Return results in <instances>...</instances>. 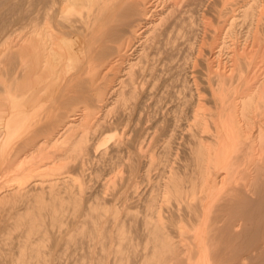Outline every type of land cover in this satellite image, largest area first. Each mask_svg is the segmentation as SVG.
<instances>
[{
  "label": "bare ground",
  "instance_id": "obj_1",
  "mask_svg": "<svg viewBox=\"0 0 264 264\" xmlns=\"http://www.w3.org/2000/svg\"><path fill=\"white\" fill-rule=\"evenodd\" d=\"M255 42L264 49V0H0V262L264 264ZM196 67L205 92L180 162L158 92L176 79L193 98ZM106 160L122 169L86 203L90 164Z\"/></svg>",
  "mask_w": 264,
  "mask_h": 264
},
{
  "label": "rangeland",
  "instance_id": "obj_2",
  "mask_svg": "<svg viewBox=\"0 0 264 264\" xmlns=\"http://www.w3.org/2000/svg\"><path fill=\"white\" fill-rule=\"evenodd\" d=\"M243 3L244 2H240L239 4L242 5ZM216 14L217 13L215 12V10H210L208 13L209 28H211V29L214 28L215 25H217L216 20H218V19H217ZM241 25L242 24L240 23L238 26V29L240 31V35L245 36V34L247 33L246 31H248V29H247L248 26H247V24L243 25V27ZM240 39H242V37ZM263 48H264V46H263ZM253 51L254 52L258 51L256 54V57H255L256 69H258V67L262 68V65H264V55H263L264 49H262V47L258 46V42H255V45L253 47ZM195 71L196 72L194 73V75L198 77L199 81H197V84L196 83L194 84L193 81L191 82V84L194 88L193 89V93H194L193 98L194 99L191 98L192 96L188 91H185V89H182L180 82L177 81L176 79L173 80L171 86H169V89H165V88L160 89V91L158 92L160 94V96L164 94V95H167V98L169 99V101L166 102L167 108H169L170 120L172 119L171 122L174 125L173 128H175V130H176V138L174 140L175 141L174 144L176 147H178V146L180 147L179 149L175 150V152L173 154V158L177 157V159L180 162H184L186 157H187V152L183 150L184 146L182 144H184L186 142V135L185 134L187 133L188 124H190L192 121L193 109L196 105L194 100L197 99L196 88L200 89L202 87L200 90H201V93L203 95L205 92L204 91L205 83H202V79H203V77L206 78V75H203V73L201 72V69L199 67H196ZM204 72H206V71H204ZM189 75H191V72L189 73ZM168 91H169V93H168ZM205 95H206V93H205ZM70 113H73V111L71 110ZM112 133L113 132L108 131L106 134L111 135ZM106 134L103 135V137L99 139L100 134L96 133V135H95L96 138L94 139L95 142L101 143L103 140L106 142V144H108L109 140H111L112 138H110ZM180 143H182V144H180ZM98 146L99 145L97 144L96 147L98 148ZM113 161H111V160L94 161L90 164L91 168L88 170V173H90V175L86 176L87 177L86 180H87L88 184L90 185V189H88V193L86 194V199H85L86 203L87 202L88 203L93 202L95 200L94 194L103 187L102 185L105 182H107L110 178L115 176L116 172L119 169L120 170L122 169V166H117V170H116V165ZM124 174H126V173H124ZM151 174H152V178H153L152 182L145 181L142 185L143 188L148 189V190L150 189V187L153 183L158 182V181L159 182L162 181V177L164 174L163 164L154 166L152 171H151ZM108 204H109V206L110 205L111 206H119L120 201L113 198V199H109ZM141 205L143 206L144 202ZM143 208H144V206L142 208L140 207L139 210L134 209L133 211L134 212H137L140 210L142 211ZM121 216H122V214L120 213V217ZM62 218L64 220L62 230L66 231L69 229H73L75 227L74 210H73L70 203H66L65 210L62 213ZM107 225L110 226L111 222L108 223ZM21 233L22 232L19 230L12 231V243H13L12 248L13 249H16L17 244L23 239ZM63 246H64V243H61L60 247H63ZM70 252L75 253V248H73ZM58 263L59 264H75V258L68 256V255H65V257H63ZM0 264H2V263L0 262Z\"/></svg>",
  "mask_w": 264,
  "mask_h": 264
}]
</instances>
